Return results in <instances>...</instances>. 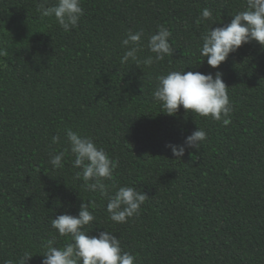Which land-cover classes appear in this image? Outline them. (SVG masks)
<instances>
[{"label":"trees","instance_id":"trees-1","mask_svg":"<svg viewBox=\"0 0 264 264\" xmlns=\"http://www.w3.org/2000/svg\"><path fill=\"white\" fill-rule=\"evenodd\" d=\"M39 3L56 0H0V264L25 251L41 264L50 241L72 243L51 220L78 215L85 202L95 219L84 230L115 234L136 264H264V47L245 44L219 68L200 55L201 34L230 23L246 0H81L71 32L42 18ZM158 25L171 32L173 55L122 65L126 33L143 30V61ZM183 69L222 73L229 125L182 106L161 112L157 77ZM198 127L207 133L199 150L173 156L166 145ZM68 128L116 162L109 193L132 186L148 196L138 215L111 221L107 198L77 178L70 151L63 168L50 164L49 153L70 148Z\"/></svg>","mask_w":264,"mask_h":264},{"label":"clouds","instance_id":"clouds-1","mask_svg":"<svg viewBox=\"0 0 264 264\" xmlns=\"http://www.w3.org/2000/svg\"><path fill=\"white\" fill-rule=\"evenodd\" d=\"M41 17H52L64 32H71L78 27L80 18L84 15L81 0H56L52 6L45 3L37 5ZM212 12L204 8L202 20H210ZM216 23L213 22V25ZM143 30L133 33L129 30L121 40L126 49L120 59L122 65L129 60L137 65L143 63L151 66L154 62L163 61L165 56L173 55L170 45L171 32L164 25H158L157 31L147 39V49L154 55L143 61L138 57L142 51ZM202 46L200 55L212 68L226 62L230 54L238 51L243 45L253 41L264 47V0H246L243 11L237 12L226 26L209 28L201 34ZM228 86L222 73L204 74L198 71H170L157 77V83L152 92L153 99L160 103L168 115H175L181 108L201 117H211L222 121L227 126L231 123L233 107L228 95ZM207 133L198 127L185 138L183 144H167L166 147L173 156L180 159L188 149L199 150ZM67 142L70 146L65 151L49 153L50 164L54 168H63V160L67 152L74 157L73 167L80 169L77 178L83 179L87 190L99 192L107 198V213L115 223H126L129 218L138 215L145 203L146 194L137 191L132 186H120L109 193L105 180L111 179L117 164L107 152L98 147L93 139L82 136L71 128L66 130ZM59 137H52L53 143H59ZM91 202L80 205L78 215L65 213L51 220V226L61 236H71L72 243L63 247H55L50 241L46 245L41 264H136V257L122 249L119 238L108 230L90 235L85 226L94 221L95 217L89 211ZM33 255L25 251L16 264H29ZM5 264H13L6 261Z\"/></svg>","mask_w":264,"mask_h":264}]
</instances>
